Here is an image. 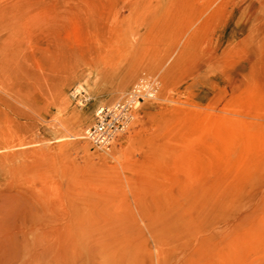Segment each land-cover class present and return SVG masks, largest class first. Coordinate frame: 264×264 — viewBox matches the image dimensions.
Instances as JSON below:
<instances>
[{
	"label": "rangeland",
	"instance_id": "obj_1",
	"mask_svg": "<svg viewBox=\"0 0 264 264\" xmlns=\"http://www.w3.org/2000/svg\"><path fill=\"white\" fill-rule=\"evenodd\" d=\"M89 1L96 11L69 15L68 0H38L56 42L34 32L9 78L26 113L15 179L77 219L0 263L264 264V59L251 67L247 37L263 0H177L204 10L180 37L141 25L135 0ZM139 86L154 96L111 146L84 137L100 105Z\"/></svg>",
	"mask_w": 264,
	"mask_h": 264
},
{
	"label": "bare ground",
	"instance_id": "obj_2",
	"mask_svg": "<svg viewBox=\"0 0 264 264\" xmlns=\"http://www.w3.org/2000/svg\"><path fill=\"white\" fill-rule=\"evenodd\" d=\"M37 1L0 0V253L38 252L44 238L71 234L70 228L66 229L65 226L77 219L68 211H63L59 216L56 212L58 208L53 203H47L40 199V196H30L26 193L24 185L15 179L16 169L13 164L26 152L15 148L22 143L18 123L19 118L26 113L19 105L23 101L24 94L11 85L9 78L13 73H18V69L14 68H20L18 65L21 61L28 59L31 54L34 55L26 52L24 42L29 41L31 47L34 39L38 40L34 37V32H37L44 33L46 42L54 45L60 26L55 18H50L48 14L43 16L38 12ZM68 3L69 15L76 9L83 15L96 11V4L89 0H68ZM129 4L133 6L134 14L138 16L141 25L154 17L156 28L164 31L176 30L179 37L188 30L198 31L201 28L204 10L198 2L189 5L186 2L183 5V2L177 0H135L130 1ZM257 6L264 10V0ZM188 7L193 14L190 19L184 13ZM259 8L256 7L254 12L253 26L247 29L248 40L253 42L254 47L250 53L251 67H254L257 61L264 59V16L257 12ZM203 51L200 56L205 57L207 52ZM212 59L214 60V56ZM206 61L208 59H205ZM25 71L26 74H30L28 70ZM151 84L152 82L145 83L144 88L150 89ZM125 86L126 84H123L116 89L111 99L114 100L118 94H124ZM154 90V88L150 90V97L154 96ZM148 92L149 90H146L142 94L149 97ZM102 106L106 105H100L97 109ZM57 221L66 224L60 228L56 226ZM0 264H7L5 257Z\"/></svg>",
	"mask_w": 264,
	"mask_h": 264
},
{
	"label": "built area",
	"instance_id": "obj_3",
	"mask_svg": "<svg viewBox=\"0 0 264 264\" xmlns=\"http://www.w3.org/2000/svg\"><path fill=\"white\" fill-rule=\"evenodd\" d=\"M140 88L136 87L125 100L96 110L94 123L84 133L94 146L109 147L128 129L135 116L138 102L143 100ZM148 94L150 96V91Z\"/></svg>",
	"mask_w": 264,
	"mask_h": 264
}]
</instances>
